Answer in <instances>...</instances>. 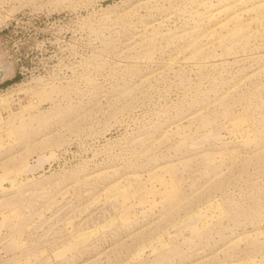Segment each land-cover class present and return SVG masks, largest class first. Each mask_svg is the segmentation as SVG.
<instances>
[{"label": "rangeland", "instance_id": "1", "mask_svg": "<svg viewBox=\"0 0 264 264\" xmlns=\"http://www.w3.org/2000/svg\"><path fill=\"white\" fill-rule=\"evenodd\" d=\"M0 264H264V0H0Z\"/></svg>", "mask_w": 264, "mask_h": 264}, {"label": "bare ground", "instance_id": "2", "mask_svg": "<svg viewBox=\"0 0 264 264\" xmlns=\"http://www.w3.org/2000/svg\"><path fill=\"white\" fill-rule=\"evenodd\" d=\"M0 70H1V77H5L9 73V67L5 65L0 64Z\"/></svg>", "mask_w": 264, "mask_h": 264}, {"label": "water", "instance_id": "3", "mask_svg": "<svg viewBox=\"0 0 264 264\" xmlns=\"http://www.w3.org/2000/svg\"><path fill=\"white\" fill-rule=\"evenodd\" d=\"M3 79H2V77H1V70H0V82L2 81Z\"/></svg>", "mask_w": 264, "mask_h": 264}]
</instances>
